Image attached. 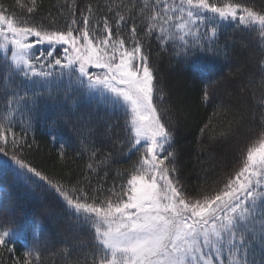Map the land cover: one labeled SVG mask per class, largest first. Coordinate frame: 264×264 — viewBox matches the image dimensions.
I'll use <instances>...</instances> for the list:
<instances>
[{
	"label": "snow or ice",
	"instance_id": "snow-or-ice-1",
	"mask_svg": "<svg viewBox=\"0 0 264 264\" xmlns=\"http://www.w3.org/2000/svg\"><path fill=\"white\" fill-rule=\"evenodd\" d=\"M67 8L69 19L63 27H55L54 21L45 24L34 18L39 11L36 0H31L26 17L9 14L0 4V99L4 105L0 168L10 171L16 183L47 185L87 229V251L70 264H264L255 255L257 249L264 253V111L259 127L248 129L252 135L239 145L221 178L196 194L189 193L175 178L173 136L161 116L166 111L161 107L164 94L145 52V42L152 37L162 50L171 44L177 56L187 57L196 48L211 51L224 24L258 33L264 46V9L239 0H133L131 4L105 0L103 7L85 5L78 16L76 0ZM105 10L113 15H100ZM141 27L143 32L138 31ZM65 77L70 88L94 96L99 104L123 115V143L129 153L139 154L126 182L119 190L109 189L107 195L95 189L90 194L80 181L70 184L50 177L24 156L39 90L50 89ZM205 79L202 99L207 102L215 81L210 76ZM25 82L31 91L22 94ZM260 87L264 88V76ZM259 103L264 105V98ZM17 117L21 118L19 133ZM242 120L243 116L230 121L229 130H234L233 125L240 127ZM70 126L81 137L90 131L87 123L79 129ZM57 127L56 120L49 125L53 140ZM81 148L90 153L87 167L92 172L107 164V158L95 159L96 150L85 139ZM59 151L63 158V145ZM9 207L8 191L0 187V209L8 212ZM40 230L41 223L34 218L33 236ZM16 235L14 222L0 226V250L14 253L15 247L9 245ZM38 260V250L26 248L22 262L13 259L12 264H37Z\"/></svg>",
	"mask_w": 264,
	"mask_h": 264
},
{
	"label": "trees",
	"instance_id": "trees-1",
	"mask_svg": "<svg viewBox=\"0 0 264 264\" xmlns=\"http://www.w3.org/2000/svg\"><path fill=\"white\" fill-rule=\"evenodd\" d=\"M36 2L39 7L34 14L36 20L43 19L45 24L54 21L53 26L63 27L69 19L67 4L71 0ZM132 2L125 0V3ZM239 2L258 10L264 9V0ZM89 3L103 7L105 0H76L77 16ZM120 3L121 0H115V4ZM0 4L9 10V14L26 17L31 0H19V4L17 0H0ZM105 14L113 15L106 10L100 13ZM138 31L143 32V28ZM145 52L154 69L158 88L164 94L161 107L166 111H162L161 116L173 136L171 149L176 152L175 178L185 191L196 194L202 186L207 187L221 178L231 167L239 145L252 135L248 129L260 125L264 111V105L259 103L264 98V88L260 87L264 76V64L261 63L264 61V46L259 42L258 33L224 24L218 29L211 51L196 48L187 57L177 56L171 44L162 50L152 37L145 42ZM206 76L215 81L208 89L207 102L202 99ZM22 85L20 91L23 93L25 87ZM40 93L35 99L32 127L23 147L25 158L50 177L70 184L80 181L90 194H95L94 189L104 195L113 187L119 190L139 156L135 152L129 153L123 143V115L104 113V109L101 111L89 103L86 94L76 88L64 86L60 90L54 88L49 92L44 89ZM3 111L0 99V112ZM241 116V126L233 125L234 130H229V122ZM53 120L58 124L54 130L55 140L49 135ZM64 121H69L77 129L81 123H87L90 131L81 137L70 125L65 126ZM17 124L15 131L19 133L21 126ZM81 139L96 150V160L107 158V164L95 172L89 170L90 153L82 150ZM62 145L63 158L59 151ZM118 172L123 176H118ZM37 184L42 185V182L37 181ZM0 187L7 189L10 205L8 212L0 209V226L12 221L17 232L9 245L15 247V252L0 250V264H12L13 259L22 262L26 248L38 250L37 264H70L82 258L89 246L88 231L69 214L53 190L47 185L37 187L16 183L11 172L2 168ZM34 218L41 223V230L35 236L32 234ZM255 255L257 262L264 259V253L258 249Z\"/></svg>",
	"mask_w": 264,
	"mask_h": 264
},
{
	"label": "rangeland",
	"instance_id": "rangeland-1",
	"mask_svg": "<svg viewBox=\"0 0 264 264\" xmlns=\"http://www.w3.org/2000/svg\"><path fill=\"white\" fill-rule=\"evenodd\" d=\"M46 47V46H45ZM248 53V52H247ZM243 56H244V54H243ZM89 71L90 72H96V71H98V70H96V69H89ZM78 75V74H77ZM69 84V80H65V79H63V81H61V82H59L58 83V85L59 86H64V85H68ZM54 85H56V84H54ZM67 88V87H66ZM72 88H75V87H72ZM236 140H237V138H235Z\"/></svg>",
	"mask_w": 264,
	"mask_h": 264
}]
</instances>
